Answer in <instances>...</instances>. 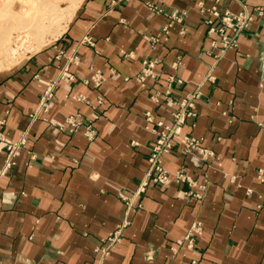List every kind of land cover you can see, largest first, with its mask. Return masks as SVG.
<instances>
[{"label": "crops", "instance_id": "1", "mask_svg": "<svg viewBox=\"0 0 264 264\" xmlns=\"http://www.w3.org/2000/svg\"><path fill=\"white\" fill-rule=\"evenodd\" d=\"M78 2L44 46L0 73V264H264V14L217 58L198 5L214 0ZM245 2L250 12L264 6ZM173 11L186 14L165 39ZM148 60L155 76L141 82ZM96 71L99 85L86 81ZM200 84L184 133L214 156L175 142L164 164L183 167L191 185L151 183L128 211L122 196L146 175L157 122L170 123L174 102ZM77 114L74 128L66 119ZM7 141L18 148L10 167Z\"/></svg>", "mask_w": 264, "mask_h": 264}, {"label": "built area", "instance_id": "2", "mask_svg": "<svg viewBox=\"0 0 264 264\" xmlns=\"http://www.w3.org/2000/svg\"><path fill=\"white\" fill-rule=\"evenodd\" d=\"M215 4L211 7H206L203 2H199L200 11L202 13H207L208 17H206V23L210 26L209 33L217 34V38L212 41L213 47H219V53L216 55L217 58H220L225 52L229 49H236L239 46V36L243 31L248 29L254 21L256 16H261L264 14V6L257 7L253 11H249L247 9V5L245 0H232L241 4L242 10L240 12H234L229 7L221 9L218 4L224 0H214ZM150 8L157 13H164V9L162 7L156 6L154 4H149ZM185 12H177L173 11L169 14L170 22L166 24L163 28V35H165V39H168V35L170 33V29L173 26L174 22H181L184 19ZM220 21V25L216 26L215 22ZM156 65V61L148 60L144 61V68L140 75H138V79L141 82H144L147 77H154V67ZM93 80L97 85L101 84L104 80L103 75L96 71L90 78L86 79V81ZM174 80V78L170 79ZM181 82V81H180ZM201 85H198L196 89L190 93H188L184 98H182L179 102H174L179 105V109L173 111L172 119L170 123H165L164 121H158V128L155 130L157 132V140L151 149V153L148 157V170L146 172L145 177L139 184L137 191L131 196L126 197L122 196L128 211L135 208L134 198L139 196L142 193H145L147 187L153 183L156 185H166L171 183L172 181L186 183L188 182L191 185V177L188 176L183 167L176 169L175 171L169 170L165 164L164 159L167 154H169L175 142H179L182 145V149L184 152L198 155L203 159H207L209 157L214 156L212 151L201 146V139L194 137L192 135L184 133V127L186 125L187 119L189 117L195 116L194 106L197 99H199L202 95ZM170 92L168 91L167 94ZM52 94L47 92L42 100V107L45 111H48L50 106L52 105ZM156 101L159 100L157 95L153 96ZM80 99L85 100V97H79ZM170 102H173L170 99ZM98 104L103 103V99L99 97L97 99ZM146 119L149 123L154 122V117L151 112L146 113ZM66 122L70 124L72 127H78L83 123V120L80 118V115H70L67 117ZM62 127V125H59ZM150 128V125L147 126ZM1 139V136H0ZM9 144V153L7 159V166L10 167L14 162V157L17 155V145L7 141ZM263 170H261L262 174ZM140 207V205H138ZM126 221L125 223H127ZM125 225V224H124ZM123 225V226H124ZM121 228H119L114 235L110 238L109 248L114 245L116 241L120 239ZM202 231V222L196 221L192 225V229L190 234L188 235V239L190 242L193 241V237L195 234H200ZM193 264H196L193 261Z\"/></svg>", "mask_w": 264, "mask_h": 264}, {"label": "rangeland", "instance_id": "3", "mask_svg": "<svg viewBox=\"0 0 264 264\" xmlns=\"http://www.w3.org/2000/svg\"><path fill=\"white\" fill-rule=\"evenodd\" d=\"M44 1L50 2L45 8ZM56 1L0 0V73L17 67L27 55L44 46L45 37L62 28L60 17H70L80 0ZM69 3L73 4L71 9Z\"/></svg>", "mask_w": 264, "mask_h": 264}, {"label": "bare ground", "instance_id": "4", "mask_svg": "<svg viewBox=\"0 0 264 264\" xmlns=\"http://www.w3.org/2000/svg\"><path fill=\"white\" fill-rule=\"evenodd\" d=\"M72 5H73V4H69L68 9H71V6H72ZM43 43H45V41H44V42L42 41V44H43ZM14 50H15V49H12V52H13V53L15 52Z\"/></svg>", "mask_w": 264, "mask_h": 264}]
</instances>
